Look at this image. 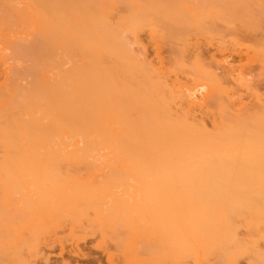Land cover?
I'll list each match as a JSON object with an SVG mask.
<instances>
[{"label":"rangeland","instance_id":"obj_1","mask_svg":"<svg viewBox=\"0 0 264 264\" xmlns=\"http://www.w3.org/2000/svg\"><path fill=\"white\" fill-rule=\"evenodd\" d=\"M8 1L0 0V16L13 9L25 14L23 1L17 2L19 7ZM107 5L104 17L120 23L134 55L132 63L133 57L123 52V65L138 69L139 61L158 71L165 68L164 77L157 71L151 77L174 108L186 107L212 129L214 119H223L231 107L236 110L237 102L264 103V0H107ZM5 8L10 9L2 13ZM166 15L189 21L184 41L157 39L149 25L127 27ZM1 24L0 264H264V179L256 187L254 181L207 180L200 170L201 179L166 181L155 173L157 179L146 151L90 150L81 152L88 157L74 160L76 152L68 145L72 139L67 138L64 149L50 139L53 145L40 144L48 118L37 126L35 105L21 109L22 120L17 115L18 130H32L34 137L30 133L23 136L26 141L17 136L11 140L9 119L20 110L14 96L33 80L32 61L22 51L34 35ZM54 71L46 73L52 78L58 73ZM108 91L111 99L119 97L114 89ZM40 116L45 118L44 111ZM250 149L253 160L264 163V141ZM150 196L158 200L155 211ZM183 204L198 206L199 219L181 231ZM117 212L125 218L118 217L121 222ZM77 247L87 256L70 253Z\"/></svg>","mask_w":264,"mask_h":264},{"label":"bare ground","instance_id":"obj_2","mask_svg":"<svg viewBox=\"0 0 264 264\" xmlns=\"http://www.w3.org/2000/svg\"><path fill=\"white\" fill-rule=\"evenodd\" d=\"M19 1L24 2L20 3L22 4L20 7L23 6L24 10L25 6L27 8L25 14L18 9L19 12L16 9H13L16 12H12L13 10L7 8L9 12L6 16L4 11L8 10L1 9L4 14L0 16V22L3 23L0 24L4 26V29L7 28L8 24H5V19L7 22L10 18L9 25L10 27L14 25V30L34 35L32 43L22 51L24 57L32 61L30 71L33 80L26 90L24 88L16 95L14 93L20 113L8 118L10 120L8 136L11 140L13 138L16 140L17 136L24 141L23 136L27 137L31 133L32 130H18L20 125H17L19 123L17 115L19 114L22 120L21 109L35 105L37 109L33 119L37 126L48 118V122L45 121L48 125L47 132L44 134L46 137L42 138L40 135V144L43 145L52 140L56 147H62L67 143V138L72 139L70 144H67L71 145L76 152L71 155L74 160L88 157L81 152L90 150L146 151L147 156L145 157L152 169L151 172L158 173V177L162 175L166 181L180 179L186 182L193 177L201 179V174H203L202 177L207 180L219 181L227 178L235 181L236 184L254 181L252 185L257 184L256 187L262 183L264 163L253 160L255 155L250 152V148L255 143L264 141V103L248 105L237 102L236 110L231 107L230 112L223 119L222 117L215 118L213 128L208 129L204 123L196 121L186 107L174 108L169 97L163 95L154 84L151 77L153 71H157L160 77H164L167 73L165 68L162 70L159 68L160 71H158V68L155 70L151 67V69L139 61L134 62L138 69L134 65L132 69L123 65L125 58L122 57L123 52L133 57L130 60L132 63L134 55L120 23L104 17L108 6L107 0H16V3L10 0V4L12 7H19L17 5ZM6 2L9 3L8 0H5ZM12 13L14 14L11 15ZM17 13H22L19 15L22 17L25 15L30 21L27 22L25 19V22L22 21L24 17L18 16ZM12 22L19 23H16V26ZM22 22L25 23L24 26ZM188 24H190L189 21L184 18L166 15L161 21L137 20L127 24V27L133 30L149 25L157 39L165 38L168 42H174L172 40H185L186 32L189 31ZM67 63L69 65L66 66ZM51 70L58 71L55 77L50 78L47 75L46 72ZM158 80L159 83L167 86L164 80ZM112 89L119 97L110 98L108 90ZM123 89L125 92L121 93ZM43 111L45 118L40 116ZM29 113H27L28 116ZM46 123H44L45 126ZM14 126L18 131L14 130ZM37 126L35 131L38 129ZM5 140L8 141V139ZM80 142H83V146L82 144L80 146ZM6 145L9 146V144ZM12 145L15 144H11L10 147L6 146L10 148L9 151ZM8 153L7 151V155ZM149 201L152 210L155 211L158 200L150 196ZM181 208L184 215H180L184 221L180 229L183 231L186 227L189 228L195 219L197 222L199 208L198 206L192 207L190 204H183ZM120 216L125 219L121 213L116 216L117 221L121 220L118 219ZM64 248H62V253ZM70 253L75 256L82 255L81 257L88 254L80 247L73 248ZM63 264L72 263L64 261Z\"/></svg>","mask_w":264,"mask_h":264}]
</instances>
